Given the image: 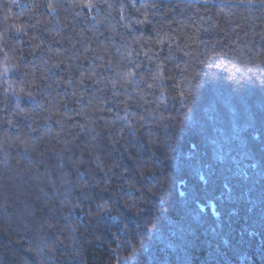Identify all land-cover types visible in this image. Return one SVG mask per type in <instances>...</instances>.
<instances>
[{
  "label": "trees",
  "instance_id": "1",
  "mask_svg": "<svg viewBox=\"0 0 264 264\" xmlns=\"http://www.w3.org/2000/svg\"><path fill=\"white\" fill-rule=\"evenodd\" d=\"M5 38L0 264H264V0H0Z\"/></svg>",
  "mask_w": 264,
  "mask_h": 264
},
{
  "label": "clouds",
  "instance_id": "2",
  "mask_svg": "<svg viewBox=\"0 0 264 264\" xmlns=\"http://www.w3.org/2000/svg\"><path fill=\"white\" fill-rule=\"evenodd\" d=\"M90 7L88 8H92L95 7L96 5L89 3ZM79 7H84V4L78 5ZM52 6L49 5V8H51ZM77 15H79V13H77ZM13 27H15L13 25ZM17 32L20 31V29H16ZM3 49H8L5 52V57H4V62L10 65H14V61L11 59V57L13 56V50L8 48V42L7 39H4V43L2 46H0V50ZM19 59V58H17ZM69 151V146L68 145H64L58 152L54 151L55 155H58L61 159L64 157V154L67 153ZM83 161H73L74 164L76 163H82ZM67 180H64V183H67ZM49 183H51V181H49ZM11 207V205L8 203L7 199L5 200L4 203V208L5 211L7 212L8 208ZM18 219V223L20 225V227H16L15 224L17 223V221H9L6 220L4 223L0 224V234H3L4 236H6L8 238L9 241H12L13 243L18 244L19 241L14 240L13 236L10 235L9 233H22L23 231H28L29 230V224L28 222H26L23 218H17ZM28 243V251L32 252L36 255L37 259L40 261V264H45L46 260L52 259L54 257V249L56 248V244L55 243H49L48 238L44 235L43 231H39L36 234V237L34 240H30L27 242Z\"/></svg>",
  "mask_w": 264,
  "mask_h": 264
},
{
  "label": "snow or ice",
  "instance_id": "3",
  "mask_svg": "<svg viewBox=\"0 0 264 264\" xmlns=\"http://www.w3.org/2000/svg\"><path fill=\"white\" fill-rule=\"evenodd\" d=\"M84 7H86V8L90 7L89 3H85Z\"/></svg>",
  "mask_w": 264,
  "mask_h": 264
}]
</instances>
